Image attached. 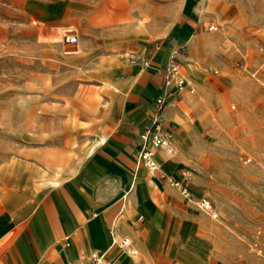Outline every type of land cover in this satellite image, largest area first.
<instances>
[{"label": "rangeland", "instance_id": "obj_1", "mask_svg": "<svg viewBox=\"0 0 264 264\" xmlns=\"http://www.w3.org/2000/svg\"><path fill=\"white\" fill-rule=\"evenodd\" d=\"M64 30L77 42H65ZM166 42L167 63L211 71L229 90L207 97L192 120L199 165H185L188 215L200 218L170 236L185 242L192 229L186 253L197 262L207 251L202 230L211 264H264L254 246L264 238V0H0V174L74 177L128 64ZM187 89L197 93L186 83L175 91ZM201 194L217 217L195 204Z\"/></svg>", "mask_w": 264, "mask_h": 264}, {"label": "crops", "instance_id": "obj_2", "mask_svg": "<svg viewBox=\"0 0 264 264\" xmlns=\"http://www.w3.org/2000/svg\"><path fill=\"white\" fill-rule=\"evenodd\" d=\"M169 44L146 53L148 66L128 64L129 76L120 81L125 89L117 97L107 126L91 138L74 177L53 181L37 174L24 178L0 174V264H76L91 250L115 264H174V256L181 264H211V240L202 230L199 234L207 242L203 262L186 253L192 229L185 242L171 238V227L181 237L188 220L200 217L188 215L194 196L189 181L190 195L185 196L160 173L182 179L188 160L199 165L192 120L203 116L209 96L229 90H218L222 80L211 71L202 69L199 74L183 63L179 72L197 93L175 91L164 77ZM164 92L170 93L164 123L172 130L175 150L158 147L154 154L157 169L152 170L139 157L140 133L150 121L154 97ZM123 236L130 237L135 254L114 242Z\"/></svg>", "mask_w": 264, "mask_h": 264}, {"label": "built area", "instance_id": "obj_3", "mask_svg": "<svg viewBox=\"0 0 264 264\" xmlns=\"http://www.w3.org/2000/svg\"><path fill=\"white\" fill-rule=\"evenodd\" d=\"M210 28H215L216 24L214 22H210ZM63 38L65 42L75 43L78 40L77 34L72 30H64ZM133 56V55H132ZM150 60L148 58H143L142 65L148 66ZM180 66L176 61H168L166 67L164 68V77L166 84H172V86L176 88H182L185 84L179 75ZM178 76V77H177ZM167 94L168 92H164L162 94H158L153 99V111L150 117V121L147 127L140 133V137L142 139L141 148L139 151V157L146 167L149 169L155 170L157 169V161L154 157L155 151L158 147H164L171 151V138H172V130L168 128L164 123V109L167 104ZM160 176L164 178L167 183L171 186H174L179 189V191L185 195H190V191L187 185V182L192 176L190 170L185 169L182 179L175 178L172 175L166 174L164 172L160 173ZM198 206L208 213L211 217H217V210L211 202V199L207 195H202L197 199ZM260 243L254 242V246L256 248V254H260L264 249V238ZM115 243H118L120 247H123L126 252L130 254H135L137 249L131 244V239L129 236H123L119 240H115ZM76 264H115L114 262L107 261L104 259L103 254L99 253L96 250H91L87 254H83L77 259ZM239 264H249L248 262L241 260Z\"/></svg>", "mask_w": 264, "mask_h": 264}, {"label": "bare ground", "instance_id": "obj_4", "mask_svg": "<svg viewBox=\"0 0 264 264\" xmlns=\"http://www.w3.org/2000/svg\"><path fill=\"white\" fill-rule=\"evenodd\" d=\"M180 75V74H179ZM178 77V76H177ZM181 80L186 83V79L183 77V75H180Z\"/></svg>", "mask_w": 264, "mask_h": 264}]
</instances>
